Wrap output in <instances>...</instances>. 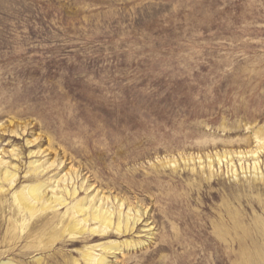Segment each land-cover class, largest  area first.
Instances as JSON below:
<instances>
[{"label": "rangeland", "instance_id": "rangeland-1", "mask_svg": "<svg viewBox=\"0 0 264 264\" xmlns=\"http://www.w3.org/2000/svg\"><path fill=\"white\" fill-rule=\"evenodd\" d=\"M36 159L63 162L39 181L80 170L146 208L152 234L22 215ZM0 161L18 173L0 174V264L126 239L146 242L110 263L264 264V0H0Z\"/></svg>", "mask_w": 264, "mask_h": 264}, {"label": "bare ground", "instance_id": "bare-ground-1", "mask_svg": "<svg viewBox=\"0 0 264 264\" xmlns=\"http://www.w3.org/2000/svg\"><path fill=\"white\" fill-rule=\"evenodd\" d=\"M40 152L41 150L31 151L30 155H38ZM258 153V150L252 151V157L255 158L254 170L260 166ZM4 163L0 161V174L4 171V179L13 187L17 183L18 173ZM62 164L63 162H42L39 159L31 161L33 170L26 179L32 183L14 193L15 202L22 215L29 213L38 221L49 217L46 224L50 223L51 229L58 228L73 238L81 236L88 242L114 233L122 236L140 232H146V236L152 234L146 208L133 207L123 198L106 195L91 182L90 176L85 177L80 170L51 178L50 184L39 181L40 174H45L52 168L58 169ZM51 184L53 194L46 197L47 187ZM55 188H59V191L56 192ZM81 192L85 195L79 198ZM60 208H66L65 212L61 213ZM142 223L145 224L141 226ZM25 226L23 220L21 227ZM145 242L126 239L123 248L134 249ZM123 248L118 241L88 243L82 250V260L75 259L72 264H112L109 257L115 256L117 251L122 252ZM1 264L12 263L3 261Z\"/></svg>", "mask_w": 264, "mask_h": 264}]
</instances>
